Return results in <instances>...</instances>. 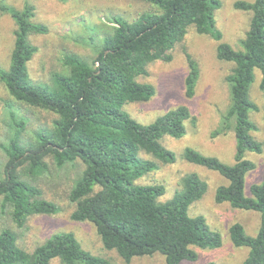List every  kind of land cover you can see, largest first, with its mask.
<instances>
[{"label": "trees", "instance_id": "1", "mask_svg": "<svg viewBox=\"0 0 264 264\" xmlns=\"http://www.w3.org/2000/svg\"><path fill=\"white\" fill-rule=\"evenodd\" d=\"M136 1L145 3L149 10L133 21L113 17L109 34L93 45V61L65 55L62 73H51L47 83L34 84L27 64L37 49L29 37L46 33V28L32 22L33 6L17 10L0 0V10L15 24L8 66H0V83L12 100L8 107L18 103L56 116L50 128H40L31 140H23L27 120L9 111L12 132L0 144L5 156L1 206L9 209L18 228L31 216L58 214V206L44 200L41 191L23 178L36 179L47 173V159L57 169L79 161L83 169L68 193L74 205L70 219L92 224L102 248L115 253L123 263L154 254L163 256L165 264L195 262L196 249L220 248V235L209 228L205 218L187 213L207 191L206 182L196 173L181 175L179 190L165 202L158 201L164 194L163 186L135 183L156 170L157 163L176 162L175 154L162 141L185 134V124L191 120L189 110L179 106L148 125L138 123L123 110L128 104L146 103L155 95V88L139 78L147 76L149 64L170 62L175 45L182 44L192 29L219 42L216 58L233 64L225 78L229 106L223 120L233 124L224 127L233 132L234 163L226 165L191 148L180 158L227 181L215 189L216 204L259 215L255 235L246 234L239 223L229 227L228 235L233 247L248 249L242 264H264V170L261 181L250 186V196L244 194L245 177L256 167L245 155H259L264 150V142L252 136L256 127L249 119V114L258 110L249 98L255 70L261 76L259 90L264 99V0L234 3V9L251 13L239 50L220 42L214 19L220 0ZM184 55L189 70L185 95L191 98L198 70L186 51ZM56 259L62 264H111L84 251L72 233L54 234L28 252L17 244L15 233L0 231V264H50Z\"/></svg>", "mask_w": 264, "mask_h": 264}, {"label": "rangeland", "instance_id": "2", "mask_svg": "<svg viewBox=\"0 0 264 264\" xmlns=\"http://www.w3.org/2000/svg\"><path fill=\"white\" fill-rule=\"evenodd\" d=\"M253 2L254 0H220L221 6L215 11V27L221 34V41L234 50L240 49V41L248 31L250 12L234 9L235 2ZM2 3L17 10L26 5L34 8L32 22L46 28L44 34H32L30 43L37 52L27 64L29 78L34 84H45L49 75L62 73V58L75 55L91 62L95 58L93 45L98 44L109 34L111 19L119 16L127 21L135 20L149 7L136 0H2ZM1 6V5H0ZM15 24L11 17L0 10V66L7 68L13 46ZM219 42L209 36L198 35L189 29L182 44L177 43L171 52L168 63L156 61L146 68L147 76L140 77L142 83L151 84L155 95L146 103L128 104L123 107L133 119L142 125H148L157 117L169 110L184 106L189 110L191 120L185 124V134L177 139L164 137L162 144L176 156L171 165L157 163L158 168L143 176L135 183L138 185H160L164 194L158 199L165 202L179 190L178 179L187 173H196L207 184L203 197L188 208L190 217L202 216L212 231L221 238V247L215 250H198L195 262L182 264H242L248 254L247 248H235L231 245L228 229L239 223L246 234L255 235L259 226V215L251 211L232 209L228 204L214 202L215 189L226 185L227 181L215 172L185 163L180 157L186 148L194 149L205 156L219 159L226 165L234 163V136L232 122L223 120L229 106V90L225 82L233 64L219 61L216 58V47ZM184 51L191 56L198 70L194 95H185V77L188 73ZM260 73L255 70L254 81L249 88V98L258 107L249 114L250 121L256 130L253 138L264 142V99L259 90ZM0 83V144L12 132L9 129V111L18 118L27 120L21 133L23 140H31L40 128H50L55 115L13 103ZM144 159H148L143 157ZM245 158L254 162L255 169L245 177L244 194L250 196L249 188L261 181L264 170V150L261 154L247 153ZM5 156L0 150V179L4 178L2 167ZM48 172L44 175L25 181L41 191V197L56 204L59 213L53 216L37 215L29 217L23 227L18 228L12 222L9 209L2 208L0 198V231L3 229L15 233L17 244L26 251L42 244L54 234L72 233L84 251L110 261L111 264H125L115 253L102 248L100 239L90 223H77L70 219L74 205L68 200V193L80 175L83 165L76 161L57 169L50 159L46 160ZM50 264H62L52 260ZM130 264H165L163 256L154 254L132 260Z\"/></svg>", "mask_w": 264, "mask_h": 264}]
</instances>
